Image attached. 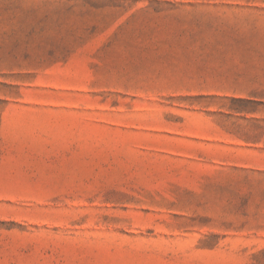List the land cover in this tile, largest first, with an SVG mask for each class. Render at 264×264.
<instances>
[{
    "label": "rangeland",
    "instance_id": "374dc122",
    "mask_svg": "<svg viewBox=\"0 0 264 264\" xmlns=\"http://www.w3.org/2000/svg\"><path fill=\"white\" fill-rule=\"evenodd\" d=\"M0 264H264V0H0Z\"/></svg>",
    "mask_w": 264,
    "mask_h": 264
}]
</instances>
